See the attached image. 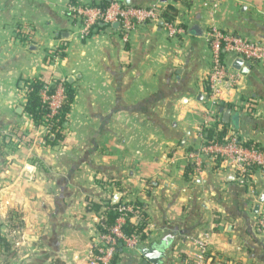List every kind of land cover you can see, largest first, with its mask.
Listing matches in <instances>:
<instances>
[{
  "label": "crops",
  "instance_id": "1",
  "mask_svg": "<svg viewBox=\"0 0 264 264\" xmlns=\"http://www.w3.org/2000/svg\"><path fill=\"white\" fill-rule=\"evenodd\" d=\"M103 1L0 0V264H87L115 200L140 210L131 224L144 234L112 264H151L144 248L193 264L199 242L204 264H264V174L243 180L195 158L211 104L208 35L264 43V0H130L175 9L184 35L147 23L128 41L115 26L82 39L69 8ZM249 66L217 112L222 129L264 149V63ZM35 79L74 93L60 137L26 108Z\"/></svg>",
  "mask_w": 264,
  "mask_h": 264
},
{
  "label": "built area",
  "instance_id": "2",
  "mask_svg": "<svg viewBox=\"0 0 264 264\" xmlns=\"http://www.w3.org/2000/svg\"><path fill=\"white\" fill-rule=\"evenodd\" d=\"M69 11L77 21L80 28V36L87 39L99 28L111 29L119 24L122 40L128 41L137 27L150 24H163L169 38H177L185 33V30L176 24V21L166 22L163 5L155 3L149 7L126 5L124 3L111 2L107 6L100 5H74ZM208 41L212 51V68L208 77L210 85L211 104L206 110L207 121L200 132L201 146L198 153L191 154L192 158L206 156L211 161L233 170L241 179L253 176V172L264 174V149L245 144L236 134L227 132L219 139L216 135L223 129L219 123L218 107L223 96L237 90L242 75L232 68L227 62V57L233 61L242 59L249 65L264 63V43L252 42L239 35L227 32L213 31L208 35ZM44 86L40 91L42 109L47 110L46 120H53L61 115L66 101V87L64 81L42 80ZM29 85V84H28ZM27 85V89H28ZM28 92V90H27ZM251 108L252 104L247 103ZM235 108L239 106L236 104ZM215 124H217L215 126ZM52 131L50 122L43 123ZM214 130V134L208 135L206 130ZM117 218L113 225L107 226L104 221L100 223L98 242L93 244L88 252L87 264H112L119 252L120 245L128 248H137L144 234L143 226H133L132 217L142 219L137 207L126 203L109 208ZM132 225L133 231L127 234L125 227ZM258 230L264 233V218L257 223ZM208 255L207 244L199 242V251L193 264H204Z\"/></svg>",
  "mask_w": 264,
  "mask_h": 264
},
{
  "label": "trees",
  "instance_id": "3",
  "mask_svg": "<svg viewBox=\"0 0 264 264\" xmlns=\"http://www.w3.org/2000/svg\"><path fill=\"white\" fill-rule=\"evenodd\" d=\"M109 3L103 1L100 6H107ZM165 20L166 22L174 21L177 17V12L173 8H168L165 12ZM44 86V82L40 79H35L31 80L29 85H28V92H27V110L28 112L32 115L33 119L37 124H43L45 122H50L52 124V131L53 133L57 134V137L61 136V130L63 129L65 122H66V117L67 113L69 112V109L71 107V104L73 102L74 98V93L72 90H70V87L65 84L66 87V101L65 105L63 107V111L60 116L57 118H54L53 120H46V116L48 114L47 110L42 109V99L40 97V91L42 87ZM217 124H215L216 126ZM214 134V130H209L208 135L212 137ZM227 134V129L223 128L222 131L217 133L216 135L218 136L219 139H222L225 135ZM254 173V172H253ZM117 218V215L115 212L110 211L106 213V220L104 223L107 226H111L114 224L115 220ZM125 231L127 234H130L133 229L132 225H127L125 227Z\"/></svg>",
  "mask_w": 264,
  "mask_h": 264
},
{
  "label": "water",
  "instance_id": "4",
  "mask_svg": "<svg viewBox=\"0 0 264 264\" xmlns=\"http://www.w3.org/2000/svg\"><path fill=\"white\" fill-rule=\"evenodd\" d=\"M109 2H118V3H124L128 6L132 5L130 0H108ZM162 24V23H161ZM163 25V24H162ZM115 27H119V24H115ZM232 68L238 71L241 75L246 76L250 72V66H248L244 60L242 59H235L232 63ZM225 104H221V110L224 111V123L228 124L230 122L231 117V111L230 110H224ZM119 203L118 200H115L113 202V205H117ZM122 247V245H120ZM141 254L143 257L150 262L151 264H163V260L165 257V254L163 250H158L156 248H144L141 250Z\"/></svg>",
  "mask_w": 264,
  "mask_h": 264
}]
</instances>
